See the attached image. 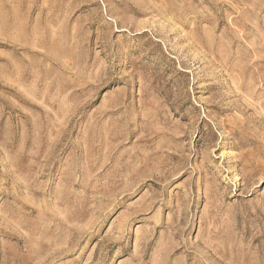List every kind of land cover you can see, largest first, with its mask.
Instances as JSON below:
<instances>
[{
    "label": "rangeland",
    "instance_id": "374dc122",
    "mask_svg": "<svg viewBox=\"0 0 264 264\" xmlns=\"http://www.w3.org/2000/svg\"><path fill=\"white\" fill-rule=\"evenodd\" d=\"M0 264H264V0H0Z\"/></svg>",
    "mask_w": 264,
    "mask_h": 264
}]
</instances>
